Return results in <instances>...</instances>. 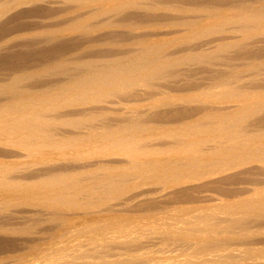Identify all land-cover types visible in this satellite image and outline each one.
<instances>
[{
  "label": "bare ground",
  "instance_id": "6f19581e",
  "mask_svg": "<svg viewBox=\"0 0 264 264\" xmlns=\"http://www.w3.org/2000/svg\"><path fill=\"white\" fill-rule=\"evenodd\" d=\"M0 264H264V0H0Z\"/></svg>",
  "mask_w": 264,
  "mask_h": 264
}]
</instances>
